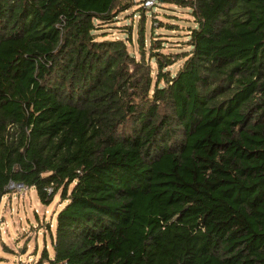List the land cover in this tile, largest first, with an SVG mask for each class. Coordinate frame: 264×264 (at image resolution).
Listing matches in <instances>:
<instances>
[{
	"label": "trees",
	"instance_id": "1",
	"mask_svg": "<svg viewBox=\"0 0 264 264\" xmlns=\"http://www.w3.org/2000/svg\"><path fill=\"white\" fill-rule=\"evenodd\" d=\"M145 1L136 56V0H0V205L65 203L31 264H264V0H157L170 52Z\"/></svg>",
	"mask_w": 264,
	"mask_h": 264
},
{
	"label": "rangeland",
	"instance_id": "2",
	"mask_svg": "<svg viewBox=\"0 0 264 264\" xmlns=\"http://www.w3.org/2000/svg\"><path fill=\"white\" fill-rule=\"evenodd\" d=\"M145 7L147 13L146 27L153 25L155 33L162 40H166L164 52L179 49L187 27L192 24V17L188 10L167 5L155 4ZM142 7V0H136V5L120 15L116 24L106 29V36L102 39L127 40V29L133 24L134 45L130 51L138 55V24ZM178 28V31H168L166 27ZM168 27V28H170ZM101 34V33H100ZM180 36V37H179ZM176 46H179L176 48ZM177 67L172 68L174 72ZM176 72V71H175ZM12 192L6 195L0 205V264H31L37 262L45 248L53 255L52 235L55 234L57 213L64 207L58 194L50 205L40 202L35 189L12 187Z\"/></svg>",
	"mask_w": 264,
	"mask_h": 264
},
{
	"label": "built area",
	"instance_id": "3",
	"mask_svg": "<svg viewBox=\"0 0 264 264\" xmlns=\"http://www.w3.org/2000/svg\"><path fill=\"white\" fill-rule=\"evenodd\" d=\"M156 1L157 0H146L145 3H146L147 7H150V6L154 5Z\"/></svg>",
	"mask_w": 264,
	"mask_h": 264
}]
</instances>
